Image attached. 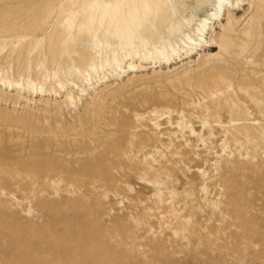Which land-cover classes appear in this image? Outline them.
I'll list each match as a JSON object with an SVG mask.
<instances>
[{
  "label": "rangeland",
  "instance_id": "374dc122",
  "mask_svg": "<svg viewBox=\"0 0 264 264\" xmlns=\"http://www.w3.org/2000/svg\"><path fill=\"white\" fill-rule=\"evenodd\" d=\"M237 1L190 58L71 106L52 88L89 51L181 42L211 3L0 0V78L46 87L0 82V264H264V0Z\"/></svg>",
  "mask_w": 264,
  "mask_h": 264
},
{
  "label": "bare ground",
  "instance_id": "6f19581e",
  "mask_svg": "<svg viewBox=\"0 0 264 264\" xmlns=\"http://www.w3.org/2000/svg\"><path fill=\"white\" fill-rule=\"evenodd\" d=\"M173 0H159L155 5V0H149L151 2L152 10L155 15L160 13L162 16L166 15L168 10L170 9V2ZM177 2L178 6L181 8H188L190 5L198 4L200 7H204L207 4L213 6V8L209 9L212 12L208 15H204L199 22L196 24V28H192V32H186L184 30L183 36L180 41L173 40H164V43L158 45L155 44V50L149 49L147 51H141L138 48H135L133 51L122 50V53L114 52L112 56L109 58H103L100 54L95 53L94 51H89L86 56L81 60V64L85 66V70L87 72L84 80H76L74 74L69 71L67 74L68 85L59 77L57 79L56 85L53 86L52 91L55 94H60L62 92L64 94V99L71 106H76L78 102L83 99V96L94 86L100 83H107L110 78H119L124 76L126 73L135 72L137 69H144V61L150 60L149 62L152 64V67H159L163 63L169 64L171 59H177V62H183L185 59L190 58L193 54L198 52L200 46H202L203 42L213 43L215 38L212 36L211 39H208L207 34L208 31L213 24V20H219L223 11L229 6V4H233L232 0H174ZM241 2L245 0H240ZM240 1H237V5H241ZM200 2V3H199ZM252 1L250 0L251 4ZM178 10H181V8ZM230 16L228 17V20ZM184 23L189 24L192 21L191 17L185 16ZM148 62V63H149ZM157 63H160L157 66ZM171 67V64H170ZM57 74V73H56ZM19 78V77H18ZM114 78V79H115ZM108 80V81H107ZM1 85L4 86V89L16 90L18 96L29 99L27 96H24V87L25 85L32 88L34 93L45 94V83L36 82L31 78L22 79L19 78L17 80H11L9 78H0ZM59 88V90H57ZM29 95V94H28ZM93 97V96H92ZM182 123L179 124L176 132H184L185 130L194 131L193 127L186 123V125L182 126ZM173 142V139H172ZM160 143H163L160 140Z\"/></svg>",
  "mask_w": 264,
  "mask_h": 264
}]
</instances>
